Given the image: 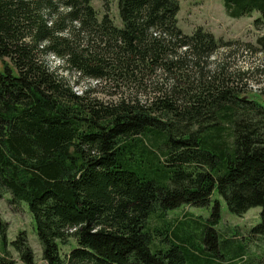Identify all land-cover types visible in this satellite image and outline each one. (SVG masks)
<instances>
[{"label": "trees", "instance_id": "obj_1", "mask_svg": "<svg viewBox=\"0 0 264 264\" xmlns=\"http://www.w3.org/2000/svg\"><path fill=\"white\" fill-rule=\"evenodd\" d=\"M224 1L233 19L258 12L264 31V0ZM179 12L178 0H119L117 27L92 0H0V60L12 64L0 71V199L27 204L45 264H212L213 229L163 217L214 203L217 220L215 191L234 215L260 207L264 236V105L242 98L248 73L228 54L213 59L233 43L186 35ZM65 74L115 97L78 94ZM13 246L34 264L26 232ZM0 264L18 263L3 249Z\"/></svg>", "mask_w": 264, "mask_h": 264}, {"label": "rangeland", "instance_id": "obj_2", "mask_svg": "<svg viewBox=\"0 0 264 264\" xmlns=\"http://www.w3.org/2000/svg\"><path fill=\"white\" fill-rule=\"evenodd\" d=\"M180 12L178 14V26L186 34L192 35L194 31L202 27L206 31L214 34L217 40L223 39L225 42H232V50L227 52L221 49L214 60L227 55V67L230 71L241 70L247 72L243 84L241 83L242 98L255 100L264 105V49L259 45L258 40L263 36V29L258 30L254 25L256 19L260 17L258 12H254L252 17H242L233 19L227 15L224 0H178ZM92 6L98 13L99 20L109 12L110 17L117 27H122L119 14V0H92ZM5 64L12 67L9 60H0V71L4 70ZM54 65L59 66L55 61ZM65 77L72 80L74 90L81 94L90 84L80 80L75 85L74 75ZM93 97L104 102L113 99L114 88L103 89L94 87ZM144 94H140L141 99H145ZM10 195H5L0 199V221L6 224V240L0 232V254L5 249L11 254L18 264H24L16 252L13 242L20 232H26L29 245L35 255L34 264H45L43 261V249L36 232L35 222L25 203L20 208L11 206ZM220 203V217L216 220L213 217L214 203L209 207L181 206L175 210H170L163 219L178 227V231L202 229H213L217 236V248L221 256H213L212 251H205V256L210 257L212 264H264V236L256 235L253 229L261 222V208H252L242 216L232 214L225 200L215 191L213 201ZM153 217L150 221L151 227L160 224V221ZM162 219V218H161ZM200 247H205L204 242L198 240ZM234 251L227 253L229 247ZM77 247V241L72 239L66 245H61V255L65 259L70 251ZM223 255V256H222Z\"/></svg>", "mask_w": 264, "mask_h": 264}]
</instances>
